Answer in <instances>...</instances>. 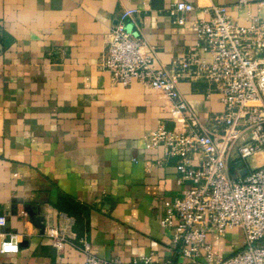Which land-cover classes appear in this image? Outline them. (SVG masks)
Listing matches in <instances>:
<instances>
[{
	"label": "crops",
	"instance_id": "crops-1",
	"mask_svg": "<svg viewBox=\"0 0 264 264\" xmlns=\"http://www.w3.org/2000/svg\"><path fill=\"white\" fill-rule=\"evenodd\" d=\"M180 1L195 6L183 25L169 15ZM240 1L0 0V245L9 234L22 240L17 254L0 253V264H84L86 244L102 260L178 258L160 222L165 203L181 194V159L147 150L144 137L182 126L167 97L114 84L101 57L121 13L136 10L129 29L140 26L157 65L178 75L180 92L212 131L224 106L195 76V60L211 61L197 31L211 5L226 6L243 26L264 21V0ZM229 161L239 173L242 162L246 174L258 165L237 151ZM55 228L66 231L63 248L49 237ZM243 241L239 229L208 236L224 257Z\"/></svg>",
	"mask_w": 264,
	"mask_h": 264
},
{
	"label": "built area",
	"instance_id": "built-area-1",
	"mask_svg": "<svg viewBox=\"0 0 264 264\" xmlns=\"http://www.w3.org/2000/svg\"><path fill=\"white\" fill-rule=\"evenodd\" d=\"M194 10V4L180 1L169 15L183 25L184 15ZM136 13L133 9L121 13L109 33L101 67L114 84L126 88L140 84L167 97L172 118L182 126L181 130L160 127L144 137L147 150L165 148L166 155L181 159L177 165L181 194L165 203L160 222L172 231L178 258L102 260L86 244L84 264H264V246L258 245L264 241V21L243 26L226 6L205 8L207 17L200 21L197 34L211 61L195 60V76L212 86L224 106L212 118L211 131L180 92L178 75L157 65L155 50L140 26L129 29ZM233 151L241 161L256 159L258 165L244 177L233 174L228 165ZM4 224L0 218V226ZM235 229L243 235V247L229 257L217 254L208 236L225 237ZM49 237L57 248L67 243L64 229H52ZM21 242L18 234L5 236L0 253L17 254Z\"/></svg>",
	"mask_w": 264,
	"mask_h": 264
},
{
	"label": "rangeland",
	"instance_id": "rangeland-1",
	"mask_svg": "<svg viewBox=\"0 0 264 264\" xmlns=\"http://www.w3.org/2000/svg\"><path fill=\"white\" fill-rule=\"evenodd\" d=\"M228 165H229V169H230V171H231L233 174H235V173H236V172H235L236 170H235L234 162H233V161H229V162H228ZM246 166L249 167L247 164H246ZM236 239H238V236H236ZM258 245H259V246H264V241L260 242Z\"/></svg>",
	"mask_w": 264,
	"mask_h": 264
},
{
	"label": "water",
	"instance_id": "water-1",
	"mask_svg": "<svg viewBox=\"0 0 264 264\" xmlns=\"http://www.w3.org/2000/svg\"><path fill=\"white\" fill-rule=\"evenodd\" d=\"M236 167L240 169V174L242 175V177L246 176V170L243 168L244 164L242 162L237 163ZM20 247H22V244H20Z\"/></svg>",
	"mask_w": 264,
	"mask_h": 264
}]
</instances>
